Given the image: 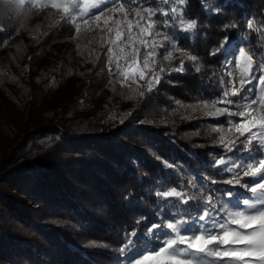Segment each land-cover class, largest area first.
Masks as SVG:
<instances>
[{
	"label": "trees",
	"instance_id": "16d2710c",
	"mask_svg": "<svg viewBox=\"0 0 264 264\" xmlns=\"http://www.w3.org/2000/svg\"><path fill=\"white\" fill-rule=\"evenodd\" d=\"M216 1L219 14L208 15L201 0H189L186 15L198 27L192 41H178L199 58L201 72L185 58L184 72L162 76L148 92L112 78L107 47L96 36L85 41L52 8L17 15L0 0L7 30L0 33L7 40L0 44V91L7 97L0 96V138L7 143L0 154V264H112L125 232L139 218L150 220L158 188L187 186L193 170L208 174L217 134L175 102L192 104L217 90L225 53L209 52L224 36L235 39L245 18H264V0L208 3ZM71 45L77 66L65 53ZM183 55L175 50L170 64L177 67ZM8 101L23 117L19 124L7 116Z\"/></svg>",
	"mask_w": 264,
	"mask_h": 264
},
{
	"label": "snow or ice",
	"instance_id": "6c2138e0",
	"mask_svg": "<svg viewBox=\"0 0 264 264\" xmlns=\"http://www.w3.org/2000/svg\"><path fill=\"white\" fill-rule=\"evenodd\" d=\"M4 2L6 5H14L17 15H22L26 7L43 9L50 6L52 9H62L63 23L74 27L77 34L80 32V25H88L93 16L96 21L101 19L102 13L96 14L93 10L108 6V0H4ZM188 2L189 0H112L109 11L123 16V19H115L114 24L117 28L122 24H126L127 27L126 30L107 28V31L114 32L115 36L107 39L106 43L117 45L118 41H123L117 45L120 53L134 59L140 56V47H133L130 52L125 53V44L131 46L138 43L146 50L151 49L146 51L143 57V69L148 71L140 69L139 65L135 71H121L120 74L124 77L121 81L122 86L128 80L138 83V77L139 81L146 80L148 92L153 91L154 84H159L166 71L163 67L158 70L155 68L156 56L160 49L165 50L163 59L167 61L172 60V51L168 49L184 54L179 60V65L171 68V71L184 72L186 58L195 66L194 70L197 73L201 72L199 58L192 55L190 49L179 47L176 39L177 32L191 34L195 33L198 27V19L186 15ZM201 5L205 12L219 14L221 10L219 4L208 3V0H201ZM129 8L135 14L133 19H129ZM109 20H112L111 16L104 21L105 26ZM233 27H236L235 24H225L224 30ZM133 28L138 31L134 32ZM246 31L258 34V38L264 39V18L259 19V26L257 18H250L246 21ZM0 33L7 36V30L2 23ZM157 37L162 39L157 40ZM6 42L7 40L0 41V44ZM230 42V38L224 36L220 45L211 50L209 55L226 53ZM255 51L264 53V46ZM107 54V66L111 74L113 57L117 61L120 57L116 55L113 47L107 48ZM231 62L240 70L238 86L233 74L227 72L229 79L227 81L220 79L219 93L202 102H196V106L205 110L208 116L233 118L227 120V128L221 125L212 129L219 134L215 146L220 147L222 151L212 159L211 166L221 173H231V179L222 182L244 189L251 194L250 197L238 200L239 207L220 203V197L216 195L220 189L209 188L207 185L209 181L212 185L221 181L211 176L190 179L187 188L177 186L158 188L155 196L160 208L185 205L187 207L184 214L176 215L170 211L165 214L164 211L158 210L157 220L148 224L143 233L138 232V227L144 218H139L135 222L136 227L125 232L123 242L117 249L121 264H144L151 258L159 257H163L166 264H264V112L258 116L252 115L253 110L264 109V55L256 60L254 55L245 52L244 47L238 46ZM227 63L226 57L225 67ZM120 67L117 63V70H120ZM254 80L257 82V91L252 96V89L248 86ZM139 94L144 95L143 92ZM218 104L225 107H218ZM211 108L215 111H210ZM233 130L234 134L229 136ZM241 137L244 139H240ZM240 153H247V157ZM243 177L251 179L242 183ZM225 195L229 200L237 196L231 190ZM188 207L191 208V212L188 211ZM192 212L196 214L192 215ZM141 236L144 237L143 240Z\"/></svg>",
	"mask_w": 264,
	"mask_h": 264
},
{
	"label": "rangeland",
	"instance_id": "374dc122",
	"mask_svg": "<svg viewBox=\"0 0 264 264\" xmlns=\"http://www.w3.org/2000/svg\"><path fill=\"white\" fill-rule=\"evenodd\" d=\"M232 2H233V0H223L221 5L231 4ZM111 4H112V0H108V6L107 7L102 6L101 9L93 10L96 14H101L102 13L101 19L99 21H96L95 17L93 16L89 20V24L88 25H84V24L80 25V32L84 33L85 37L83 39L85 41L87 39H91L93 36H96L97 39H95V41H96L97 44L101 43V45L106 46L107 48L108 47H113L114 52L116 53L117 56L120 57V59L117 61L116 58L113 57V61H112V65H111L112 73L110 75H111L112 78H114L115 80H117L118 82L121 83V81L124 80V77L121 76V74H120L121 71H126V70L129 71V72L135 71V70H137V66L138 65H139L140 69H143V57H144V54H145L146 51H150L151 49H147L146 50L143 46L139 45L138 43L133 44L131 46L125 44L124 45L125 53L130 52L133 47H140V56L138 58L134 59L132 56L125 57L124 54L120 53V49H119V47L117 45L122 44L123 41H118L117 45H111V44L106 43L107 39L114 38V36H115V33L114 32L113 33H109L107 31V28L111 27V28L117 29V30H126V27H127L126 24H122V25L119 26V28H117V26L114 24L113 21L115 19H118V18L119 19H123V16L120 13H113V12L109 11V8H110ZM214 4H218V1H216V3H214ZM201 7H202V5H201ZM48 8H51V7L49 6ZM53 10L55 11L57 17H59L60 19H63V11H62V9H53ZM202 11L205 14H208V15L209 14H214V12H212V11L205 12L203 10V8H202ZM128 15H129V19H133L135 17V14L131 11L130 8L128 9ZM109 16L112 17V20H109L107 26H105L104 21ZM250 18L251 17H248V18L244 19V24H243L242 29L237 31L235 39L230 40L231 42H230V44L227 47V52L224 54V57H223V59L221 61L220 67H219V72L221 74V78H223L225 81H227L229 79V77H228V75L226 73L227 72H231L233 74V77L237 81V86H238V81H239V77H240V70L231 61L233 59V56L237 52L238 46L244 47L245 52L248 53V55H254V59H256V60H258L261 55H264V53H260V52H256L255 51V50L260 49L262 46H264V39L258 38V34H253V33H250L248 31H246V21H248ZM141 23L143 24L144 22L142 21ZM96 25H99L100 27L97 28ZM257 26H259V22L258 21H257ZM100 29H103V31H101ZM133 31L137 32L138 29L133 28ZM184 36L189 37V39L192 41L195 38V33H191V34L180 33V32L176 33V39L178 41H179V38L184 37ZM126 39H127V36L125 35L124 40H126ZM160 39H162V37H157V40H160ZM77 42H81V40L78 39ZM76 47L77 46H72L71 45V47H68L67 51L65 52V53H68L67 54L68 56H69V54H70V56L72 55V59H70V62L72 64V66H77L80 63V61H81L80 57L77 54L78 51H77ZM168 50L172 51V59H173V57L175 56V50L174 49H168ZM164 51H165L164 49H160L159 50V54L156 56V65H155V68L157 70L160 67H163V68L166 69V71L163 73L162 76L167 75L168 73L174 72V71H171V68H173V66L170 64L171 61H167V60L163 59ZM226 57H227L228 63L226 65V67H225L224 65H225ZM107 61H108V54H107ZM151 61H152V58L150 57L149 58L150 65H151ZM117 63H119L120 66H121L120 70H117V68H116ZM129 63L131 64L130 68H129ZM143 70L145 72L148 71L147 69H143ZM174 73H177V72H174ZM258 75H259V73H258ZM137 81H138V83H133L131 80H128L124 84H126V85L137 84V85L147 86L146 80L145 81H139L138 77H137ZM155 85L156 84H154V87H155ZM248 87H250L252 89L251 95L254 96L256 94V91H257V82L254 80L252 82V84L249 85ZM211 93L212 94L210 96L203 97V98L193 102L192 104L184 105V104L175 102V105L176 106L178 105L183 110L184 109L188 110L191 118H193V119H201V120H205V121L209 122L210 124H212V127H211L212 129L215 128V127L221 126V125H223L225 128H227V123H226L227 120L228 119H233V118L226 117V116H219V117L208 116V115L205 114V110H203L201 107H197L196 106V102H202V100H207L210 97L216 96L219 93V88L217 90H215V91H212ZM0 96L2 98H4L5 101H6L7 97L5 95H3L2 91H0ZM59 96H61V92L57 93V97H59ZM232 99L238 100L239 97H232ZM8 102L7 103L10 105V107H6L5 108V110H7V112H8V115H7V113H6V115L8 117H13L16 120L15 123L19 124L20 122L23 121V119H22L23 117L21 116L20 111L16 110L17 108H15L10 101H8ZM45 103L43 102V104L41 106H39L36 109H34L31 112V114H34V113L38 112L39 110H37V109H42ZM189 105H192V107H189ZM217 106L218 107H225V105H222V104H218ZM209 110L213 111V112L215 111L214 108H211ZM261 112H264V109L253 110L252 115H257L258 116ZM178 124H179V122L176 123V125H178ZM216 134H217V137H218L219 134L218 133H216ZM233 134H234V130H233L232 134H229V136H232ZM246 135H247V133H246ZM240 139H244V137H241ZM6 145H7V143L4 142L0 138V154H1V150L2 149H6ZM221 151L222 150L219 147V153H221ZM219 153H217V154H219ZM217 154L210 159V161H209L210 164H211L212 159H214L217 156ZM189 155L192 158H196V155H195L193 149L189 150ZM229 155H231V154H229ZM240 155L244 156L245 158L247 157V153H240ZM165 166L167 168L175 170L176 172H181V170H184V167H182V166L175 167L173 165V163H171L170 161L169 162L166 161L165 162ZM207 170H208V174L205 175V176H211V177L217 179L218 181H221V182H219V183H217L215 185H212L211 182L209 181L208 185H207L209 188L220 189V191L218 193H216V195L218 197H220V203H228L231 207H239L240 205L238 204V200H242V199H244L246 197H250L251 194L246 192L244 189H242V188H240L238 186L237 187H233L231 185H228V184L222 182L224 180L231 179V175H232L231 173H226V172L221 173V172L218 171V169H216L213 166H211V168H209ZM187 177H188V181H189L190 179H193V178H197L198 179L201 176L195 170H193L189 174V176H187ZM250 179H251L250 177H243L242 183L243 182H247ZM200 182L202 183L203 181H200ZM180 187L187 188V186L182 185V184H181ZM228 190L233 191L234 193L237 194V196H235L231 200H229L228 197L225 195V193ZM185 207H187V206L178 205L177 207L169 206L168 208L161 209L160 208V203L157 201V197H155L154 203L151 204L150 208H148L149 209L148 218L150 220L147 221L146 217L144 218L142 223H143V225L145 224V226H144V228H142V232H140V233L144 232L145 227L148 224H150V223H152V222L157 220L158 214H159L158 210L164 211L165 214H167L170 211V212H172L173 214H176V215H183ZM188 211L191 212V208L190 207H188ZM195 214L196 213L192 212V215H195ZM233 227H237V226L233 225ZM141 239L143 240L144 237L141 236ZM146 244H147V241H146ZM112 264H121L120 255L114 257ZM144 264H166V261L164 260L163 257L151 258V259L145 261Z\"/></svg>",
	"mask_w": 264,
	"mask_h": 264
},
{
	"label": "clouds",
	"instance_id": "9594fccd",
	"mask_svg": "<svg viewBox=\"0 0 264 264\" xmlns=\"http://www.w3.org/2000/svg\"><path fill=\"white\" fill-rule=\"evenodd\" d=\"M9 10H14V6L10 5Z\"/></svg>",
	"mask_w": 264,
	"mask_h": 264
}]
</instances>
